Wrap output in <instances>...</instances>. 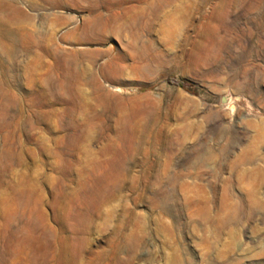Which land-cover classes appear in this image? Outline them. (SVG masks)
I'll use <instances>...</instances> for the list:
<instances>
[{"label": "rangeland", "instance_id": "374dc122", "mask_svg": "<svg viewBox=\"0 0 264 264\" xmlns=\"http://www.w3.org/2000/svg\"><path fill=\"white\" fill-rule=\"evenodd\" d=\"M0 264H264V0H0Z\"/></svg>", "mask_w": 264, "mask_h": 264}, {"label": "trees", "instance_id": "16d2710c", "mask_svg": "<svg viewBox=\"0 0 264 264\" xmlns=\"http://www.w3.org/2000/svg\"><path fill=\"white\" fill-rule=\"evenodd\" d=\"M169 83L176 84V81L175 80H172V79H169Z\"/></svg>", "mask_w": 264, "mask_h": 264}, {"label": "water", "instance_id": "95a60500", "mask_svg": "<svg viewBox=\"0 0 264 264\" xmlns=\"http://www.w3.org/2000/svg\"><path fill=\"white\" fill-rule=\"evenodd\" d=\"M225 101V99H223V102Z\"/></svg>", "mask_w": 264, "mask_h": 264}]
</instances>
